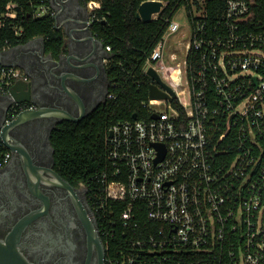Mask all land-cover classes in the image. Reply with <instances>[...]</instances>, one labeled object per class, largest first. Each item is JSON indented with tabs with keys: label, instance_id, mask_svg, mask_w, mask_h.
I'll return each instance as SVG.
<instances>
[{
	"label": "built area",
	"instance_id": "built-area-1",
	"mask_svg": "<svg viewBox=\"0 0 264 264\" xmlns=\"http://www.w3.org/2000/svg\"><path fill=\"white\" fill-rule=\"evenodd\" d=\"M40 1L34 17L54 16ZM186 1L190 40L169 51L181 24L165 18L168 27L144 64L169 97L149 93L142 102L149 118L120 120L107 131L97 209L108 201L124 206L117 212L110 205L102 223L107 264H264V20L254 0L223 7L211 0L210 25L208 0ZM87 5L92 23L100 3ZM15 6L0 13V28L17 16ZM27 78L0 64L7 91Z\"/></svg>",
	"mask_w": 264,
	"mask_h": 264
},
{
	"label": "flooded vegetation",
	"instance_id": "flooded-vegetation-1",
	"mask_svg": "<svg viewBox=\"0 0 264 264\" xmlns=\"http://www.w3.org/2000/svg\"><path fill=\"white\" fill-rule=\"evenodd\" d=\"M57 2L56 29L65 34L73 14L82 30L65 34L63 59L56 62L53 57L58 56L36 40L9 57L28 76V100L0 84V160L9 154L0 161V239L14 238L32 264H107L102 222L89 186L56 166L51 134L62 120L48 108L64 107L79 115L81 105L66 86L80 96L86 116L106 102L110 82L105 51L97 43L79 41L91 29L88 3ZM27 110L34 116L18 121Z\"/></svg>",
	"mask_w": 264,
	"mask_h": 264
},
{
	"label": "trees",
	"instance_id": "trees-1",
	"mask_svg": "<svg viewBox=\"0 0 264 264\" xmlns=\"http://www.w3.org/2000/svg\"><path fill=\"white\" fill-rule=\"evenodd\" d=\"M84 1L88 3L90 0ZM143 1L146 0H99L100 7L94 11L96 16L91 29L104 47L111 46L106 69L109 92L114 97H108L106 102L79 122L65 120L59 123L51 134L57 168L75 182H85L98 205L103 195L99 175L108 164L105 142L108 128L120 120L150 117L142 107V102L149 98L153 82L144 72L147 55L168 27L165 18L173 19L182 6L188 17L191 16V6L186 0H163L167 4L159 18L143 21L137 17L139 5ZM213 1H219L217 3L223 7L226 0ZM9 2L16 4L17 16L8 18L5 27L0 28L2 45L10 48L42 36L47 52L58 56L65 50V34L55 28L54 16L47 14L34 17L40 0H0V13L7 10ZM45 2L51 5L50 0ZM253 7L256 17L264 20V0H254ZM207 8L211 25V0L207 1ZM134 114L137 116L134 117ZM110 205L117 212L124 208L123 205L106 202L104 209L99 210L102 223L107 221ZM139 221L145 223L146 219L141 217Z\"/></svg>",
	"mask_w": 264,
	"mask_h": 264
},
{
	"label": "water",
	"instance_id": "water-1",
	"mask_svg": "<svg viewBox=\"0 0 264 264\" xmlns=\"http://www.w3.org/2000/svg\"><path fill=\"white\" fill-rule=\"evenodd\" d=\"M52 8L56 11V14L54 15V20H55V28H57V18H58V13L60 11L59 5L60 3L57 2V0H50ZM165 3L163 0H146L143 1L138 8L137 12V17L141 18L143 21H151L153 19V15L155 13H158L161 11V9L164 7ZM71 19L74 21L73 25L71 28H69V25L65 29V34L66 35H72V32H75L77 34L81 33V26H80V21L72 14ZM71 33H69V31ZM36 40H41L44 44L45 39L44 37H35L31 40H29L26 43L18 44L16 46L10 47L8 49L0 51V64L5 65V66H15L9 59L14 53L17 51L19 48H25L29 49L32 47V44ZM79 41H84L85 43L92 42V43H97L99 47H102V49L105 51V59L110 58V54L106 51L103 42L95 37L93 34L92 30L89 28L88 34L86 36H82L79 38ZM69 48V47H68ZM86 49H90L91 47H85ZM64 53L63 51L58 55V58L53 59L56 62H60L63 59ZM148 74L153 77L157 83H162L161 78L159 75L152 69L150 68L148 71ZM28 83L25 80H19L16 81L12 87L10 88L11 93L13 95L19 94L23 95L22 100H28V95L31 92V89L27 85ZM66 89L70 94L74 97V99L79 102L81 105V112L79 113L78 116L74 115L73 112H71L69 109H66L64 107H48L49 110L53 111L56 115L60 116V120H66V121H73V122H79L81 121L84 117H86L87 111L85 110V107L81 101L80 96L70 87L66 86ZM170 91H172L170 88H168ZM150 97L152 98H167L169 97V94L166 91H163L156 83H152L150 85ZM41 108H44V106H40ZM33 111L32 110H27L26 112H23L21 115L18 116L17 120H22L25 118H30L34 116L31 114ZM137 115L134 114V117ZM156 114H153V117H156ZM61 121V122H62ZM60 122V123H61ZM0 264H32L31 261L20 251L18 248L17 244L15 243L14 238L8 239L6 242L0 239Z\"/></svg>",
	"mask_w": 264,
	"mask_h": 264
},
{
	"label": "rangeland",
	"instance_id": "rangeland-1",
	"mask_svg": "<svg viewBox=\"0 0 264 264\" xmlns=\"http://www.w3.org/2000/svg\"><path fill=\"white\" fill-rule=\"evenodd\" d=\"M174 19L181 24V29L178 33L174 34L169 39V51H178L179 48H184L186 42L190 40V27L187 19L186 9L184 6L179 8L174 16ZM181 41L183 42V44L180 43Z\"/></svg>",
	"mask_w": 264,
	"mask_h": 264
}]
</instances>
